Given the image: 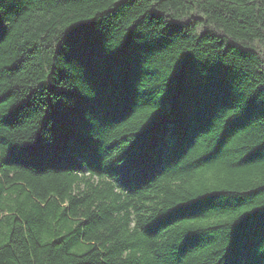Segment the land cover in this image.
<instances>
[{
  "label": "trees",
  "instance_id": "16d2710c",
  "mask_svg": "<svg viewBox=\"0 0 264 264\" xmlns=\"http://www.w3.org/2000/svg\"><path fill=\"white\" fill-rule=\"evenodd\" d=\"M0 264H264V0H0Z\"/></svg>",
  "mask_w": 264,
  "mask_h": 264
}]
</instances>
